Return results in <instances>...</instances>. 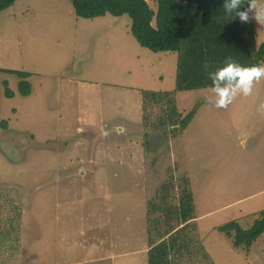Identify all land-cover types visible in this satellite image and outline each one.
<instances>
[{
	"label": "rangeland",
	"instance_id": "rangeland-1",
	"mask_svg": "<svg viewBox=\"0 0 264 264\" xmlns=\"http://www.w3.org/2000/svg\"><path fill=\"white\" fill-rule=\"evenodd\" d=\"M249 20L260 47L264 20L254 10ZM131 26L128 15L80 18L73 0H17L0 12V70L29 73L32 91L22 96V79L0 72V264H115L141 244L127 221L143 215L153 232L149 208L164 196L177 206L189 185L225 207L202 229L260 218L264 79L216 109L209 88L175 91L177 55L142 47ZM210 231L177 259L264 264V235L247 251L233 247L234 233Z\"/></svg>",
	"mask_w": 264,
	"mask_h": 264
},
{
	"label": "trees",
	"instance_id": "trees-1",
	"mask_svg": "<svg viewBox=\"0 0 264 264\" xmlns=\"http://www.w3.org/2000/svg\"><path fill=\"white\" fill-rule=\"evenodd\" d=\"M17 0H0V12L10 8ZM225 0H156L154 10L146 0H73L76 15L93 19L110 14L115 17L128 15L132 20L131 32L138 43L155 53L177 52L178 74L175 91H191L209 88L211 81L203 68L205 61L211 68L221 66L227 57L244 66L264 62V44L257 46L253 23L241 22L238 16L224 14ZM253 0H244L241 11L247 10ZM15 74L22 80L19 92L29 96L31 84L26 80L30 74L12 70H0ZM6 97L15 94L5 82ZM155 95V94H153ZM196 110L181 122L185 128ZM182 196V218L184 223L191 219L193 197L185 189ZM153 209V208H151ZM250 229H244L233 221L222 227L220 232L233 236V247L249 251L264 235V210ZM170 248L166 241L152 247L149 264H171Z\"/></svg>",
	"mask_w": 264,
	"mask_h": 264
},
{
	"label": "crops",
	"instance_id": "crops-1",
	"mask_svg": "<svg viewBox=\"0 0 264 264\" xmlns=\"http://www.w3.org/2000/svg\"><path fill=\"white\" fill-rule=\"evenodd\" d=\"M168 53V52H166ZM169 53H175L177 57L174 59L172 65L176 60L179 61V54L177 52H169ZM178 63V62H177ZM178 74V73H177ZM177 80V78H176ZM189 190L190 193H192L193 197V211L190 212L191 219L184 223L183 216H182V196L180 198V202L177 206H174L170 209L171 200H166L164 198L160 199V203L162 205H158L157 207H153V209L149 208L148 213L151 215H155V227H153V232H149V228H145L143 226V215H139L138 218V226L135 225V222L129 219L127 221V231L126 235L129 239L133 237H138L139 241L141 242L140 245H138L135 248H132L133 250L130 253H116L114 255L115 264H135V261H137L136 264H149V253L155 245L162 243L166 241L167 246L170 248V260L171 264H184L185 260H178L177 256H188L186 249L184 248L185 245H189L192 238H194L195 235H199L200 233H208L211 232L210 230H215L219 227H222V225L217 226L214 225L212 228L208 227V229H202L205 224H202V221L205 220H215L217 219V216L220 214L222 210L225 209V207H220L218 204V199L220 198L219 194H215L214 196H211L210 193L203 195L200 197L196 190L194 189L193 185H189L188 187H183L182 190ZM224 195V193H223ZM164 199V200H163ZM263 211V210H262ZM159 214V216H158ZM172 216H174V220L172 219ZM173 220V223H175L176 227H172L170 224ZM202 222V223H200ZM119 224L120 222H116L115 228L119 230ZM126 224V223H125ZM141 225V226H140ZM146 227L147 224H146ZM125 229V228H124ZM136 231L138 234H136ZM122 231H120L121 233ZM197 233V234H195ZM194 234V235H193ZM205 236V235H204ZM95 240L97 238L95 237ZM129 244L130 240H129ZM151 245V246H150ZM119 248V247H118ZM237 250V249H236ZM125 259V262H119L120 260Z\"/></svg>",
	"mask_w": 264,
	"mask_h": 264
},
{
	"label": "clouds",
	"instance_id": "clouds-1",
	"mask_svg": "<svg viewBox=\"0 0 264 264\" xmlns=\"http://www.w3.org/2000/svg\"><path fill=\"white\" fill-rule=\"evenodd\" d=\"M243 3L244 0H225L224 14H235L241 22H247L249 12L254 10L255 19L264 20V6L257 8L255 3H250L247 10L241 11ZM203 68L211 81L208 103L216 109H227L238 96H251L255 85L264 79V64L244 66L232 57H227L224 63L214 70H209L211 65L205 61ZM258 111H264V104L259 105Z\"/></svg>",
	"mask_w": 264,
	"mask_h": 264
}]
</instances>
